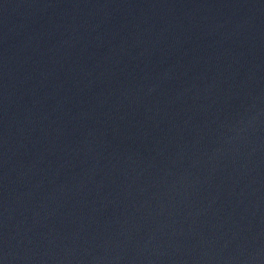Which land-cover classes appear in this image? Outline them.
Instances as JSON below:
<instances>
[{
  "label": "water",
  "instance_id": "obj_1",
  "mask_svg": "<svg viewBox=\"0 0 264 264\" xmlns=\"http://www.w3.org/2000/svg\"><path fill=\"white\" fill-rule=\"evenodd\" d=\"M0 264H264V0H0Z\"/></svg>",
  "mask_w": 264,
  "mask_h": 264
}]
</instances>
